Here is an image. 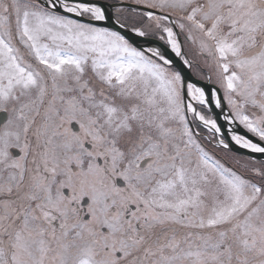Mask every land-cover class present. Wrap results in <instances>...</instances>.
<instances>
[{
	"label": "snow or ice",
	"instance_id": "6c2138e0",
	"mask_svg": "<svg viewBox=\"0 0 264 264\" xmlns=\"http://www.w3.org/2000/svg\"><path fill=\"white\" fill-rule=\"evenodd\" d=\"M0 264H264V0H0Z\"/></svg>",
	"mask_w": 264,
	"mask_h": 264
}]
</instances>
